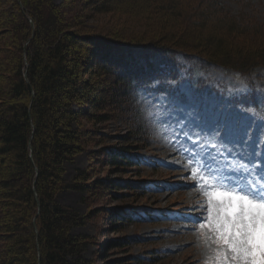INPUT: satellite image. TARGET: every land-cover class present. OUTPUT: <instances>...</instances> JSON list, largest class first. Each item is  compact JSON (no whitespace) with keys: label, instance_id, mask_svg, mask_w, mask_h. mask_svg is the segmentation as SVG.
<instances>
[{"label":"rangeland","instance_id":"1","mask_svg":"<svg viewBox=\"0 0 264 264\" xmlns=\"http://www.w3.org/2000/svg\"><path fill=\"white\" fill-rule=\"evenodd\" d=\"M11 1L0 0V9L5 18L10 14L18 20ZM250 1L247 5L253 7L246 9L230 3L232 13L240 16L253 9L252 14L264 22V0ZM48 2L56 32L46 39L52 42L58 32L72 35L77 49H88L82 39L97 42L99 35L140 37L162 28L159 21L167 26L164 31L170 29L153 9L155 4L145 0ZM203 7L194 10L196 18H201ZM212 15L207 20L214 25L219 20ZM0 24L3 61L14 41ZM41 47L46 51L42 43ZM92 49L97 64L92 62L86 70V62H78L86 86L81 101L86 104L73 106L83 111L73 125L86 131V147L63 166L68 182L75 170H86L87 191L62 188L56 193L61 206L84 218L70 231L86 237L85 257L91 264H236L216 227L222 206L211 198L215 189L205 185L219 181L229 188L250 190L264 185V91L257 96L262 102L257 107L250 86L239 76L221 67H193L180 55L174 75L131 91L118 88L116 81L112 91L110 78H116L101 68L112 63L111 51L96 44ZM120 52L128 62L127 52ZM8 79L0 67L1 88ZM125 90L128 95L123 97ZM120 148L137 165H111L109 152ZM190 192L207 202L205 217Z\"/></svg>","mask_w":264,"mask_h":264},{"label":"trees","instance_id":"2","mask_svg":"<svg viewBox=\"0 0 264 264\" xmlns=\"http://www.w3.org/2000/svg\"><path fill=\"white\" fill-rule=\"evenodd\" d=\"M48 1L12 0L18 20L9 13L7 20L0 9V21L14 41L11 54L0 61L9 77L0 87V264H91L85 257L86 237L70 231L84 218L61 206L56 193L62 188L87 191L86 170H75L68 182L63 166L86 147V131L73 125L83 111L73 106L86 104L81 101L86 86L78 62H86V70L92 62L97 64L94 44L111 51L113 65L101 68L116 78H110L112 91L116 81L118 88L131 91L174 75L180 55L193 67H221L241 77L252 88L256 106L262 103L257 96L264 91V22L253 9L237 16L229 6L252 8L247 5L250 0H145L168 21V31L159 21L164 30L152 29L140 37L108 34L111 38L99 35L103 39L96 38L97 42L82 39L88 49H77L72 35L61 32L52 42L46 39L56 32ZM201 4L198 19L194 10ZM210 13L217 15L216 25L209 24ZM121 50L127 52L128 62ZM125 150L109 152V163L137 165Z\"/></svg>","mask_w":264,"mask_h":264},{"label":"snow or ice","instance_id":"3","mask_svg":"<svg viewBox=\"0 0 264 264\" xmlns=\"http://www.w3.org/2000/svg\"><path fill=\"white\" fill-rule=\"evenodd\" d=\"M205 187L215 189L211 198L222 206L216 227L231 259L236 264H264V185L250 190L218 181Z\"/></svg>","mask_w":264,"mask_h":264},{"label":"bare ground","instance_id":"4","mask_svg":"<svg viewBox=\"0 0 264 264\" xmlns=\"http://www.w3.org/2000/svg\"><path fill=\"white\" fill-rule=\"evenodd\" d=\"M239 151V150H238ZM241 151V150H240ZM165 152V154H169L171 151H168V150H165L164 151ZM168 157V156H167ZM174 158V157H173ZM169 163V162H168ZM172 163V162H171ZM201 193V192H200ZM195 194V195H194ZM198 196H197V195ZM189 195H190V197H193V196H196V200H197V204L196 205H194L196 208H198L199 209V212H200V214L201 213H203V214H201V217L203 216V217H205V215L207 214V211H206V208H207V202L206 201H203V199L201 198V195L200 194H198V193H193V192H190L189 193ZM204 210H205V212L206 213H204ZM210 212V211H209ZM191 220V219H190ZM194 220V219H193ZM180 229H182V228H180ZM161 235V234H160ZM172 237V236H171Z\"/></svg>","mask_w":264,"mask_h":264}]
</instances>
